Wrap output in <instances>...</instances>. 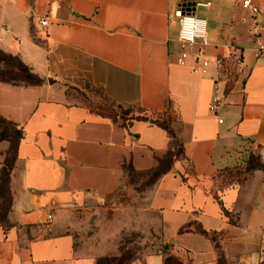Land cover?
Masks as SVG:
<instances>
[{"label":"crops","instance_id":"1","mask_svg":"<svg viewBox=\"0 0 264 264\" xmlns=\"http://www.w3.org/2000/svg\"><path fill=\"white\" fill-rule=\"evenodd\" d=\"M243 1L0 0V51L41 81L0 82V114L23 132L0 264H96L90 208L119 190L128 167L150 170L171 149L172 169L143 205L156 238L185 264H264V169L225 179L252 155L264 164V0H252L256 15ZM180 9L207 21L206 74L200 44L178 62ZM87 87L146 120L92 108L75 94ZM131 220L104 221L99 236L108 243Z\"/></svg>","mask_w":264,"mask_h":264},{"label":"rangeland","instance_id":"2","mask_svg":"<svg viewBox=\"0 0 264 264\" xmlns=\"http://www.w3.org/2000/svg\"><path fill=\"white\" fill-rule=\"evenodd\" d=\"M0 72L4 74L0 79L10 81L15 79L14 75L18 72L16 60H0ZM15 81L19 82L20 80L16 79ZM75 94L77 99L92 108L99 107L114 116L133 117L139 112L135 108L118 107L105 99L101 90L97 88L87 87L83 92L77 91ZM4 152V149L0 147V160H4ZM150 187L145 178L130 173L126 182L113 196L108 198L106 202L97 203L90 208L87 214L86 230L93 237L95 245L98 246L97 254L99 257H97L96 264H107V261L102 260L103 258L112 260L120 256L125 250L132 253V258L125 264H145L144 259L146 256L162 251L164 244L161 243L160 238H156L157 236L153 231L155 225L151 223L152 215L155 214L149 212L145 214L143 210L147 198L146 193ZM130 217L132 219L131 225L125 227L123 231H120L121 226L117 225L113 230L112 239L108 243H104L106 238L99 236L103 222L114 219L120 224L123 219L127 221ZM136 220H139V222H136ZM75 234L79 240L81 235Z\"/></svg>","mask_w":264,"mask_h":264},{"label":"trees","instance_id":"3","mask_svg":"<svg viewBox=\"0 0 264 264\" xmlns=\"http://www.w3.org/2000/svg\"><path fill=\"white\" fill-rule=\"evenodd\" d=\"M8 59L16 60V69L18 72L17 74L14 75L15 79H12L13 81L0 79V82H6L22 87L34 86L41 82L40 79L31 71V69L20 60L19 57L0 51V60L6 61ZM2 75L4 74L0 72V78L2 77ZM16 79L20 80L21 82L15 81ZM94 109H99L100 111L105 112V110L99 107H94ZM114 117H119V116H114ZM133 117L141 120H146V118H142L140 116L137 117L133 116ZM155 123L163 127L168 132L169 137L172 140H175L176 137L170 126L171 123L170 121L162 120V121H155ZM22 135H23L22 129L18 128L16 123L10 121L9 119L5 118L0 114V143L1 142L8 143V148L3 153L5 158L0 168V200L2 201V203L0 204V226H7L8 215L11 211L12 193L10 188V181H11L12 171L15 167V163L18 157V147ZM173 163H174V152L171 149L162 158L158 160L157 166L150 170L138 172L134 170L133 167L131 166L128 167L127 178L130 173L139 175L147 180V184L149 186H152L161 177H163L165 174L171 171ZM258 169H264V164L261 161V157L252 155L243 171L239 172L238 174H235L229 170L226 174L225 179L226 180L237 179L239 182H242L245 179L244 173H249L253 170H258ZM231 174L232 176H234L233 179L231 177ZM167 246L168 245L165 244L164 247L162 248V253L164 254V259L162 264H185L184 260L172 254L171 249ZM131 258H132V253L125 250L122 252L120 256L112 260L109 259L107 260L104 258L102 260L107 261V264H125ZM219 264H224V261L221 259L219 261Z\"/></svg>","mask_w":264,"mask_h":264},{"label":"built area","instance_id":"4","mask_svg":"<svg viewBox=\"0 0 264 264\" xmlns=\"http://www.w3.org/2000/svg\"><path fill=\"white\" fill-rule=\"evenodd\" d=\"M243 6L249 9L253 14L259 13L258 6L254 5L252 0H244ZM177 16L180 18V43H181V53L178 58V62L182 65L186 63L191 49L196 44H200V48L197 51V57L201 61V65L198 69L199 72L206 74L207 68L210 64V60L206 56L205 47L208 44V25L204 18L196 16L192 11H187L185 9H180L177 12ZM41 24L43 26L47 25L46 20H42ZM264 53V44H259L257 47V55ZM218 64H221V60H217ZM220 101L219 98H215L210 104L209 108L211 111H215L217 103ZM49 221H52V216L49 215Z\"/></svg>","mask_w":264,"mask_h":264}]
</instances>
